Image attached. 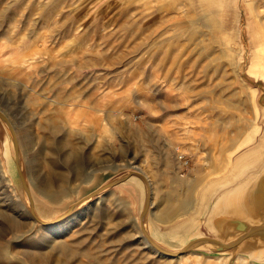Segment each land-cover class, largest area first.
<instances>
[{"label":"rangeland","instance_id":"rangeland-1","mask_svg":"<svg viewBox=\"0 0 264 264\" xmlns=\"http://www.w3.org/2000/svg\"><path fill=\"white\" fill-rule=\"evenodd\" d=\"M0 107L18 137L24 129L32 142L19 141L34 187L61 188L62 170L52 173L51 159L64 167L65 187L76 190L96 170L102 175L78 199L134 165L151 182L149 218L166 230L196 212L182 205L188 181L197 186L206 172V184L218 179L227 161L264 134V0H0ZM72 145L86 165L79 174ZM130 184V211L117 194L98 197L60 231L68 233L57 241L75 257L15 240L3 264H195L194 257L176 260L147 247L137 230L144 190ZM240 253L221 256L236 264ZM197 254L198 264L217 257Z\"/></svg>","mask_w":264,"mask_h":264},{"label":"bare ground","instance_id":"bare-ground-1","mask_svg":"<svg viewBox=\"0 0 264 264\" xmlns=\"http://www.w3.org/2000/svg\"><path fill=\"white\" fill-rule=\"evenodd\" d=\"M259 50H261V49L259 48ZM3 122L7 126L8 131L4 130L3 125L0 123V151L3 154L2 155L0 153V166L2 167V169H0V176L4 180V182H1V189L2 190H0V207H2L0 209V239L2 241V242H0V264H3L4 262L8 263L9 259L11 258L10 255L12 252V251H10L11 245H9V244H10V242L15 241V240L19 241V242H22L25 240L26 241L32 240L37 245L38 244H43L45 246H52L53 245L55 251L64 254L67 258L75 257L77 255V254L75 255V253H76L75 250L72 249L66 241H59L58 242L57 240L59 238L58 236L68 233L66 231L64 233H62V232L60 233V231L68 228L70 226V224L72 223V221L74 220V218L76 217V215H73L72 217L67 218L65 221H63L60 224L49 225V226H41L42 224H40L38 221H36L35 216L33 215V213L31 212V210L29 208L30 202L29 201L26 202L24 200V198H22L23 195L21 196V192L19 191L21 188L20 187L21 181L19 179V175H18V172L16 170V165L13 161V155L11 152L12 148H11V138H10V133H9L10 129L7 125V122L5 120H3ZM13 126H14V124H13ZM14 128H15V126H14ZM15 130H16V128H15ZM16 132H18V131H16ZM20 133H21L20 134L21 137L23 138L22 139L19 137L21 139L19 141H21V142L23 141L21 144L23 146H26V145L32 146V142L29 139V137L27 136L26 130H24V129L20 130ZM260 139L261 140L258 144L255 143L256 145L254 146L253 145L254 143H253L252 148H250L247 151L244 150L245 152H243L242 154L240 153V155H238V157H236V159L234 158L235 159L234 161H232V160L227 161V163L230 164L229 168L225 169V171L223 173H221L222 175L220 177L216 176V177H219V182H220L217 190L221 191V193L218 196V199L213 206V209H212L211 215L209 216V219L205 220V226H206L207 230L211 231L212 233H216L215 228L213 227L214 215L221 214V213H227V214H231V215H243L244 216L245 210H244V207L242 205V200H241L243 193H244V189H245L246 185L248 184V182L251 181L252 177L257 172L255 170L259 169L262 166V164L264 163V134L262 135V137ZM235 141H236V139H235ZM71 147L72 148H70V151H69V153L71 154L70 158L72 160L73 167L77 172L76 174H79L80 172L85 170L86 165H85V163H83L84 161L82 159V156L79 153V149L77 150L76 147L74 149L73 145ZM41 148H42V150L45 149L44 147H41ZM56 150H57V148H53V147L49 149L51 154L54 156L57 153ZM27 151H28V149H27ZM27 151H24L26 159L28 157L26 155ZM23 155H24V153H23ZM23 158H24V156H23ZM25 162H27V164H28V161H25ZM49 163L52 166V168H51L53 170L52 173H55L56 170H62L61 176L63 177L64 182L61 184V188L59 190L55 189V186L53 184H51L50 182H48L46 184L43 183V184L35 185V187H34V185H33V180H34L33 177L34 176L32 177V174H31L32 172H30V174L29 173L26 174V179L29 182V185L31 187L33 200L35 203V208L37 209V212L41 216L43 215L42 217H45L46 214L51 215V214L55 213V215H56L57 213L66 210L69 207V205L72 204L73 202H75L76 199H78L79 196L82 194V188L83 187L86 188V187H89V186L91 187V186L95 185L97 183V181L99 179H101V177H102L101 174L98 175V173H96V171H97L96 170L92 174H90V175L88 174L83 179L82 183L79 184L78 187H76V190H75V188L73 186L72 187L71 186L65 187L69 183L68 182L69 177H67V175L65 174L64 167L59 166V165L57 166L54 159H51L49 161ZM116 168H118V167L116 166ZM222 168H223V166H222ZM8 171L11 172L12 176L8 175V173H7ZM217 172H219V170ZM102 173L105 174L107 172L103 171ZM208 175H209V173L206 172L201 177H199L197 181H199V179H201V178L202 179H201V183L198 184L197 186H195L196 180L188 181V183H189L188 184L189 194H188V198H186L185 202L182 205L184 206L185 213H187L188 211L192 212V210H196V213H197L196 215H194L195 213H193V212H192V214L189 212L190 215L188 218H186V220H184L180 223L178 222L177 224H174L173 226H169V227H171V229L169 231H166V232L160 230L158 227H156L155 224L150 225L151 232L157 241L162 242L163 244H165L167 246H171V247L173 245L181 246L185 241L190 240L196 236L203 235L202 234L203 231L201 230L200 225H199L201 222L199 221V219H196L195 216L200 217V215L203 214L208 208V203H204L205 201L208 200V199L206 200V198H207L206 191H205L206 185H204L205 187L203 190V198H202L203 202L200 201V203L197 204L196 200L194 199V195H195V193H197L196 190H199L198 187L205 183V180H206ZM146 176H147V174H146ZM14 181H16V183ZM206 181H208V180H206ZM34 183L37 184L38 182L36 183V181H35ZM118 187H119V189H117V191H112L111 193H108L105 196L103 195V196L99 197V199H97L96 201L100 202L106 196H108L110 194H117L116 196H119L126 201V205H127L128 210H129V208L131 207V205L133 203V201H131L129 199V198H131L129 194H134L135 189H133V186L128 182L121 183V184L117 185L115 188H118ZM63 197H65L66 199L64 198L63 200H60L58 202V200L60 198H63ZM96 201H94L90 206L87 205L88 206L87 208H90ZM118 204H119V202L115 205L117 207L121 208V211L123 212L125 210V209H123V204H120V205H118ZM176 205H173L174 207H171L170 210L173 211L175 209ZM87 208H85L82 211V213L85 212L87 210ZM2 209L5 211H3ZM23 212L26 215H28V217H30V219H25L23 217ZM125 212H126V210H125ZM79 213H81V212H79ZM166 214H169V213H166ZM161 217L162 216H160V218ZM169 218H168V220H169ZM160 221H161V219H160ZM166 221H167V219H166ZM137 230H138L140 238L147 245V247L152 249L155 253H157V255H161V254H159V252H157V250L152 248V246L149 244V242L146 240V238L142 235L141 229L139 230V228L137 227ZM68 231H71V230H68ZM50 237H52V238L49 239ZM48 240H52V241L48 242ZM138 243H141L140 240H138ZM25 247H27V246H25ZM247 251H248V254L250 257H252L254 259H258V260H264V251L263 250L247 249ZM54 253H56V252L53 251L50 254H54ZM221 254H223V253H221ZM161 256H164V255H161ZM188 256L194 257L195 264L201 263L200 262L201 256L199 254H197V252L183 253L178 257H168V256H164V257H168V258H172V259L176 258V260H182L183 258H187ZM227 261H228V257L218 255L217 257L205 258L203 261V264H227ZM24 263H22L21 261H18V264H24ZM236 264H248V257L238 256Z\"/></svg>","mask_w":264,"mask_h":264},{"label":"water","instance_id":"water-1","mask_svg":"<svg viewBox=\"0 0 264 264\" xmlns=\"http://www.w3.org/2000/svg\"><path fill=\"white\" fill-rule=\"evenodd\" d=\"M0 120L2 122L3 120H5L10 129L9 133L11 138V152L19 175V179L21 181V185L25 192L26 202H30L29 208L35 216L36 221H38L40 224L52 225L58 223L61 220L73 215L75 212H77L78 209L87 204L88 201H93L94 199L103 196L105 193L115 188L117 185L126 182H134L144 190V200L139 217V226L142 235L146 238L152 248L159 252V254L168 257H178L181 254L190 251L210 253L216 256L241 252L240 254L248 257V259H250L252 263L264 264V260H258L250 257L247 251V249L264 251V163L259 169L255 170L257 172L244 189V193L241 199L242 205L245 210L244 216L231 215L227 213L216 214L213 217V227L215 228L216 233H212L211 231L207 230L205 226V220L209 219L213 206L221 193V191L217 190L218 185L220 184L219 178L214 179L206 184L205 191L207 195L206 200L208 199V202L205 201L204 203H208L207 210L203 214H201L200 217L195 216V218L199 219V221L201 222L199 225L201 230L203 231V235L196 236L190 240H187L181 246L173 245L171 247L157 241L151 232L150 225L155 224L156 227H158L157 223H155L153 220L151 221V219L149 218V214L152 213L151 182L146 174L134 165L121 166L122 169L126 168L123 173L118 172L119 174L116 177L106 179L93 191L73 202L66 210L57 213L52 218L42 217L35 208L31 187L26 179L27 172L21 155L19 137L13 126V123L9 119L7 113L3 109H1V107ZM4 126L8 131L7 126L5 124ZM203 190L204 188L201 191V199L199 200V203L200 201L203 202ZM196 214L197 213L195 212L194 215ZM170 229L171 227L166 230H160L166 232Z\"/></svg>","mask_w":264,"mask_h":264}]
</instances>
